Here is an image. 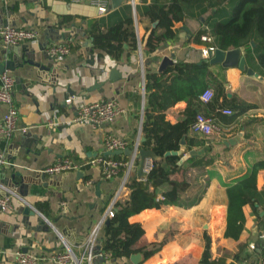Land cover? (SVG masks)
<instances>
[{
    "label": "crops",
    "instance_id": "crops-1",
    "mask_svg": "<svg viewBox=\"0 0 264 264\" xmlns=\"http://www.w3.org/2000/svg\"><path fill=\"white\" fill-rule=\"evenodd\" d=\"M151 1L121 0L117 7L100 12L90 0H0V28L10 25L39 31L35 43L6 46L0 40V64L5 66L0 73L14 78L18 122L27 127L26 132H15L10 139L0 137V153L9 163L0 174V184L21 198L12 200V210L0 213V264H17V250L47 256L65 245L76 257L81 256L91 228L100 220L104 222L105 212L115 200L128 196L125 184L133 177L140 178L139 158L130 165L133 154H126L123 162L129 165L111 179L103 176L102 163L90 161L106 158L104 142L108 135L124 139L133 148L142 137L146 73L160 74L177 62L207 60L203 50L209 47L208 42H195L194 33L202 27L210 33L205 25L207 18L220 22L231 14V0L200 15L196 9L194 17L188 16L177 25L174 40L146 53L145 41L155 24L143 16V10ZM127 16L134 22L135 49L124 44L116 58L92 47L88 31L93 21L107 27ZM53 43L69 44L70 52L62 61L45 54V48ZM246 52L244 49L242 53L252 75L237 67H212L225 82L227 101L213 113L220 134L206 138L190 131L195 143L189 148L183 144L179 167L169 174L170 182L184 185L176 193V203L144 209L129 217L144 231L135 248L161 244L146 259L140 252L133 253L141 254L138 264H198L206 238L210 241V260L222 258L225 264H253L259 260L260 251L250 248V244L258 245V222L250 204L242 207L244 226L239 237L224 236L226 185L264 159V74L255 58H246ZM164 58L170 60L159 71ZM67 98L72 99L70 106L65 103ZM101 99H113L122 108L113 122L98 126L61 124L74 114L75 105ZM232 103L247 107L228 120L222 110H231ZM186 106L183 100L176 102L165 111V119L172 124L178 122ZM55 108L58 112L54 115ZM6 110L7 106L0 104V122ZM50 120L60 124L49 127ZM62 158L72 160L80 170L42 176V169ZM169 189L167 183L160 185L156 200H162ZM256 189L259 215L264 221V169L257 173ZM126 262L134 264L130 257L94 259L90 264Z\"/></svg>",
    "mask_w": 264,
    "mask_h": 264
},
{
    "label": "trees",
    "instance_id": "trees-1",
    "mask_svg": "<svg viewBox=\"0 0 264 264\" xmlns=\"http://www.w3.org/2000/svg\"><path fill=\"white\" fill-rule=\"evenodd\" d=\"M228 1L152 0L143 10V16L155 24L146 38L144 51L153 53L160 44L174 40L178 33L177 25L188 16L195 15L189 7H196L200 15L207 10L218 9ZM205 25L213 37L212 41L208 42L210 47L222 50L244 47L247 50L246 58H255L258 69L264 74V0H238L226 21L211 22L207 18ZM205 30V27H202L196 31L193 40L202 43L200 36ZM88 33L94 49L116 58L123 52L124 44L136 48V34L131 16L107 27L100 21H93ZM215 65L220 64H210L208 60L177 62L160 74L146 73L144 86L147 103L140 130L144 141L140 142L139 148L151 150L157 159L152 161V168L144 179L133 177L125 184L129 190L126 198L113 202V216L106 217L101 225L96 252L108 254L109 259L115 261L128 259L136 252H140L146 259L159 249L161 244L158 243L134 247L144 231L139 223L130 222L129 217L144 209L161 208L176 203V193L184 185L170 182L169 174L179 167L181 155L178 152L185 147L183 144L189 148L195 143V137L190 135V126L198 113L213 119V113L219 112L227 101L225 82L217 71L212 70ZM207 87L213 88V95L203 102L200 95ZM219 99L223 102L219 103ZM181 100L187 104L183 118L172 124L165 119V111ZM232 106L228 120L234 119L247 107L237 103H232ZM127 148L131 149L132 144H128ZM106 158L125 161L127 157L121 153ZM263 169L264 159L253 163L244 176L226 185L225 237H239L244 226L242 207L245 204L253 207L258 232L264 229L263 217L259 215L256 189L257 173ZM164 183L169 184L170 189L164 193L162 200H156L157 188ZM257 241L259 244L258 238ZM198 264H225L222 258L210 260L208 238L205 240L204 251Z\"/></svg>",
    "mask_w": 264,
    "mask_h": 264
},
{
    "label": "built area",
    "instance_id": "built-area-1",
    "mask_svg": "<svg viewBox=\"0 0 264 264\" xmlns=\"http://www.w3.org/2000/svg\"><path fill=\"white\" fill-rule=\"evenodd\" d=\"M72 2H79L80 0H69ZM100 12H106L109 9L110 0H90ZM39 31L35 28H16L10 25H4L0 28V40L6 46L18 45L21 43H35L38 41ZM200 39L204 42L212 41L213 37L205 30V33L200 36ZM210 47V46H209ZM214 49V47H210ZM70 52V46L67 43H53L45 48V54L58 61H62ZM203 55L207 57V50H203ZM14 78L8 74L0 73V104L7 106V110L0 122V137L10 139L15 132H26L27 127L19 125L18 109L13 99ZM213 95L211 88H206L200 98L203 102L208 101ZM67 105L72 104V99L67 98L65 100ZM122 108L113 99H101L91 103H80L74 106V114L71 117L65 118L61 123L64 125L78 124V125H92L98 126L101 124H108L114 121L116 116L122 112ZM58 109L53 110L54 115L57 114ZM224 114H231L230 109H223ZM60 123L56 120H50L49 127H56ZM190 131L194 134L201 135L203 137H215L220 134L218 126L215 124L212 118L198 113L194 121L190 126ZM128 146V142L124 139H120L111 135L106 136L104 147L106 151H124ZM140 146V139L138 138L133 144V156L130 165L135 160ZM102 163V174L105 178L111 179L117 176L120 170L125 167L126 162L122 160H116L111 158L98 157L90 161V164ZM9 163L3 153H0V174ZM152 168V160L145 158L142 164V173L144 177L150 172ZM80 170V166L74 163L68 158H62L57 160L53 165L42 169L40 172L43 174H60L67 171ZM125 184V180L122 182L121 187ZM120 190L116 192L114 198L117 199ZM14 198H19L12 190L5 188L0 184V213L12 210ZM113 216L112 204L107 208L104 217ZM103 220L97 222L89 231L84 243L82 244V254L80 257H76L73 251L65 245L61 250L51 253L47 256H39L31 252H14V260L17 264H38L41 261H48L53 264H84L91 263L94 259H108V254L96 252L95 247L97 244L99 232ZM259 244L255 246L250 244L251 249H258L260 251L259 260L253 264H264V229L260 230L257 234Z\"/></svg>",
    "mask_w": 264,
    "mask_h": 264
},
{
    "label": "water",
    "instance_id": "water-1",
    "mask_svg": "<svg viewBox=\"0 0 264 264\" xmlns=\"http://www.w3.org/2000/svg\"><path fill=\"white\" fill-rule=\"evenodd\" d=\"M120 3H121V0H111V5L109 8H111V7L115 8ZM244 49L245 48L242 47V48H232V49H228V50H222L219 48L212 49V48L208 47L206 49L207 50L206 59L209 61L210 64H220L224 68L237 67L240 70H243V71L246 70L248 75H252L253 71L250 68H246L245 55L242 53L244 51ZM9 50L15 51V49H13V48H9ZM169 60H170L169 58L163 59L161 66L159 68V71H161L168 64ZM4 69H5V66L0 64V72H3ZM143 141H144V138L142 136L140 138V142H143ZM182 150H183V147L181 148V150L178 153H181ZM121 153L129 155V154L133 153V150L126 148L124 151H120V150L107 151L106 155L112 156V155H119ZM191 153H193V152H191ZM167 154H169V152ZM136 158H139V160H140L138 176L140 178H142V177H144V174L142 173V164H143L144 159L150 158L152 161H154L157 159V156L151 150L139 148ZM42 176L44 177V174H42ZM130 259L134 264H138V262L141 259V254L140 253L133 254L130 256Z\"/></svg>",
    "mask_w": 264,
    "mask_h": 264
},
{
    "label": "rangeland",
    "instance_id": "rangeland-1",
    "mask_svg": "<svg viewBox=\"0 0 264 264\" xmlns=\"http://www.w3.org/2000/svg\"><path fill=\"white\" fill-rule=\"evenodd\" d=\"M237 1L238 0H231L230 2H229V4H228V6L230 7V10L229 11H231L232 9H233V7H234V5L237 3ZM189 10H191V12H193V11H195L197 8L196 7H189L188 8ZM224 10H225V8H224ZM222 11H220L219 13H221ZM207 45V44H206Z\"/></svg>",
    "mask_w": 264,
    "mask_h": 264
}]
</instances>
